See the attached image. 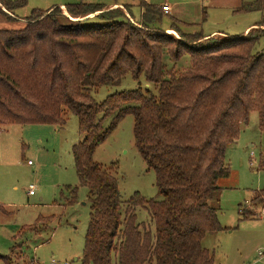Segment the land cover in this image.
Instances as JSON below:
<instances>
[{"label":"trees","instance_id":"obj_1","mask_svg":"<svg viewBox=\"0 0 264 264\" xmlns=\"http://www.w3.org/2000/svg\"><path fill=\"white\" fill-rule=\"evenodd\" d=\"M0 4L11 17L3 8L13 3ZM140 5L138 25L119 7L68 3V13L61 6L35 11L23 28L0 29V132L12 124L62 126L68 112L77 116L84 137L72 152L90 202L81 264H214L203 239L225 229L210 203L231 172L227 147L254 110L264 132V54L255 50L264 28L215 37L173 24L175 37L155 27L161 7ZM128 74L144 76L156 91L139 86L95 99L94 90ZM129 114L135 146L156 173V198L136 192L123 200L112 167L94 160ZM79 186H64L66 204L78 202ZM254 202L264 203V186ZM137 207L148 210L150 225L138 221ZM0 211L7 213L1 204ZM54 219L40 216L23 229Z\"/></svg>","mask_w":264,"mask_h":264},{"label":"rangeland","instance_id":"obj_2","mask_svg":"<svg viewBox=\"0 0 264 264\" xmlns=\"http://www.w3.org/2000/svg\"><path fill=\"white\" fill-rule=\"evenodd\" d=\"M8 1L13 6L10 10L3 9L11 17L0 12V29H21L35 11L68 3L106 6L121 3L123 8H119L133 23L141 22L142 0ZM146 1L154 6L167 2L171 7L170 14L163 13L155 22V27L162 30L176 24L187 35L236 37L248 30L264 28L260 25L264 23V0ZM62 10L68 13L65 8ZM172 34L179 37L176 31ZM255 50L264 54V35L257 41ZM186 62L188 57L181 61ZM139 86L156 91L144 76L134 79L128 74L118 85L94 90L93 96L102 102L109 95ZM111 118L105 120V125ZM66 119L62 126L12 124L0 132V204L7 210V213L0 211V253L18 264H49L52 260L81 264L90 202L88 189L79 186L72 147L84 135L79 131L75 114L68 112ZM133 127V115H126L97 148L94 160L106 168L112 167L123 200L136 192L146 199L156 198V173L135 146ZM225 157L231 169L225 179L228 187L210 203L219 207L220 222L225 229L207 235L203 246L213 255L214 264H264V256L259 255L264 249V203L254 202L264 186V132L258 110L251 112L248 123L241 127L237 143L227 147ZM66 185L79 186L78 202L73 205L66 204L61 194ZM30 189L34 194H29ZM136 214L139 222L151 224L148 210L137 207ZM40 216H55V219L42 222L34 230L23 229ZM0 264L6 263L0 259Z\"/></svg>","mask_w":264,"mask_h":264},{"label":"crops","instance_id":"obj_3","mask_svg":"<svg viewBox=\"0 0 264 264\" xmlns=\"http://www.w3.org/2000/svg\"><path fill=\"white\" fill-rule=\"evenodd\" d=\"M146 1V0H145ZM147 2V1H146ZM164 4H168L167 2H165ZM164 4H162V5H159L158 7H162ZM105 5V4H104ZM61 7L62 8H65L66 9V7H65V5H61ZM115 7H122L123 8V5L121 4V3H113L112 5H110V6H106L105 5V9H111V8H115ZM52 8V7H51ZM141 15H142V9H141ZM168 33H171L172 34V32H175L174 30H172L171 28H169V29H167L166 30ZM249 31V30H248ZM248 31H246L245 32V34L248 32ZM217 35V34H216ZM227 36L228 35H230V34H226ZM231 173V172H230ZM229 176H230V174H229ZM228 176V177H229ZM228 177H224V178H221L220 179V181H219V185L221 186V191H223L224 189H226L228 186H226L225 185V179H227ZM221 191L219 192V193H221ZM218 193V194H219ZM218 198V197H217ZM218 200V199H217ZM215 202H217V201H215ZM247 202H249V201H247ZM217 232H219V231H217ZM214 232H209V233H207V235H210V234H213ZM207 235L205 236V238L207 237ZM205 238L203 239V243H204V240H205Z\"/></svg>","mask_w":264,"mask_h":264},{"label":"built area","instance_id":"obj_4","mask_svg":"<svg viewBox=\"0 0 264 264\" xmlns=\"http://www.w3.org/2000/svg\"><path fill=\"white\" fill-rule=\"evenodd\" d=\"M161 8H162V11L164 14H170L171 13V7L169 6V4H164ZM28 163L30 164L31 161H29ZM29 194H31V195L34 194V190L30 189ZM259 255L264 256V249L259 252ZM49 264H70V263L67 261L52 260Z\"/></svg>","mask_w":264,"mask_h":264}]
</instances>
